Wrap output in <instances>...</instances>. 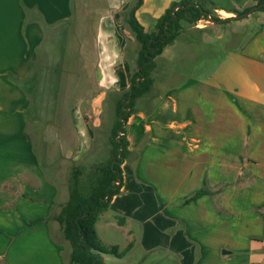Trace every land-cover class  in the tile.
<instances>
[{
  "label": "crops",
  "instance_id": "1",
  "mask_svg": "<svg viewBox=\"0 0 264 264\" xmlns=\"http://www.w3.org/2000/svg\"><path fill=\"white\" fill-rule=\"evenodd\" d=\"M182 1L143 0L136 17L151 33ZM205 1L231 19L210 26L231 28L237 48L158 101L156 84L138 101L121 194L96 225L101 243L122 256L105 255L104 264H264V13L259 0ZM104 2L96 101L130 88L139 51L123 19L135 0ZM73 9V0H0V264H68L71 249L53 215L59 190L27 134L30 100L16 81L31 76L47 30L71 21ZM185 45L178 39L157 64L176 61ZM39 220L48 222L29 225Z\"/></svg>",
  "mask_w": 264,
  "mask_h": 264
},
{
  "label": "rangeland",
  "instance_id": "2",
  "mask_svg": "<svg viewBox=\"0 0 264 264\" xmlns=\"http://www.w3.org/2000/svg\"><path fill=\"white\" fill-rule=\"evenodd\" d=\"M73 4V17L69 21L72 24L68 27L67 23H61L49 28L40 48L34 70L39 83L37 86L33 83L27 126V134L41 159L39 164L46 179L59 190L54 217L68 204L75 176L80 173V183L86 191L94 178L95 168L112 161V130L118 120L112 97L126 92L110 89L104 101L95 100L101 93L98 21L104 14L105 2L73 0ZM210 25L206 27L208 29L184 25L179 43L185 45L188 39L196 42L189 48L186 45L178 47L176 61L158 63V70L153 73L156 81L154 102L165 90L186 77L200 76L206 69H211L223 56L224 49L237 48L229 35L231 28ZM219 36L223 39L219 40ZM135 68L136 60H133L130 62L131 75ZM94 123L98 126L94 127ZM55 227L59 231V225Z\"/></svg>",
  "mask_w": 264,
  "mask_h": 264
},
{
  "label": "trees",
  "instance_id": "3",
  "mask_svg": "<svg viewBox=\"0 0 264 264\" xmlns=\"http://www.w3.org/2000/svg\"><path fill=\"white\" fill-rule=\"evenodd\" d=\"M142 4L143 0H135L132 6L123 13L124 23L138 43L139 51L136 55V68L131 78L130 88L119 97H112L118 116L112 130L114 136L112 142L113 159L106 165L95 168L94 178L86 191L81 186L80 173L75 176L70 187V200L60 214L55 217V220L61 226L63 237L69 243L71 249L68 264H104L102 257L105 255L122 256L118 248H108L101 243L96 225L100 216L109 209L113 198L121 194L124 183L122 165L128 155L129 118L137 113L138 101L146 98L151 93L152 87L156 83L153 73L158 67L157 59L162 56L166 48L174 45L180 38L184 25L195 26L197 21L207 16H211L214 23L217 24H225L231 21V19H219L212 10L211 5L205 0H184L180 4H173L156 21V30L148 33L136 17V13ZM250 11L251 9H247L238 12L237 18L248 15ZM256 12L264 13V0H259ZM63 23H67L66 25L72 24L70 22ZM35 74L33 71L26 80L16 81L30 100L27 115L28 124L32 109L30 97L34 94L33 83L35 82L36 86L39 83V79ZM34 151L40 163L41 159L35 147ZM208 193L209 190L203 189L193 200L195 201ZM43 222H48V220L35 221L29 225Z\"/></svg>",
  "mask_w": 264,
  "mask_h": 264
},
{
  "label": "built area",
  "instance_id": "4",
  "mask_svg": "<svg viewBox=\"0 0 264 264\" xmlns=\"http://www.w3.org/2000/svg\"><path fill=\"white\" fill-rule=\"evenodd\" d=\"M217 17L221 18V17H223V15L222 14H218ZM213 23H214V21H213L212 17L211 16H207V17L202 18L199 21H197V23L195 24V27L198 28V29H204L208 25L213 24Z\"/></svg>",
  "mask_w": 264,
  "mask_h": 264
},
{
  "label": "water",
  "instance_id": "5",
  "mask_svg": "<svg viewBox=\"0 0 264 264\" xmlns=\"http://www.w3.org/2000/svg\"><path fill=\"white\" fill-rule=\"evenodd\" d=\"M121 151V150H120ZM120 157H121V152H120Z\"/></svg>",
  "mask_w": 264,
  "mask_h": 264
}]
</instances>
